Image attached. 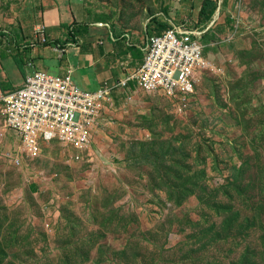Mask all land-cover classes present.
<instances>
[{
	"label": "rangeland",
	"instance_id": "rangeland-1",
	"mask_svg": "<svg viewBox=\"0 0 264 264\" xmlns=\"http://www.w3.org/2000/svg\"><path fill=\"white\" fill-rule=\"evenodd\" d=\"M33 1L0 0V40L12 32L19 48H0V96L20 86L18 19L39 12ZM202 1L88 0L111 28L216 34L203 42L210 68L188 108L114 94L78 161L57 142L30 160L7 131L0 264H264V0H218L207 28Z\"/></svg>",
	"mask_w": 264,
	"mask_h": 264
},
{
	"label": "built area",
	"instance_id": "built-area-1",
	"mask_svg": "<svg viewBox=\"0 0 264 264\" xmlns=\"http://www.w3.org/2000/svg\"><path fill=\"white\" fill-rule=\"evenodd\" d=\"M45 31L44 24L38 25L30 45H47ZM204 33L187 23L171 24L148 38L135 71L96 91L79 89L70 71L54 76L28 62L22 86L0 96V143L10 131L20 139V155L30 160L38 156L42 144L57 142L78 161L91 151L103 129L114 94H126L131 101L132 94L143 92L165 98L176 108H188L195 101L200 76L210 68L204 56ZM14 161L20 164L21 159Z\"/></svg>",
	"mask_w": 264,
	"mask_h": 264
},
{
	"label": "crops",
	"instance_id": "crops-1",
	"mask_svg": "<svg viewBox=\"0 0 264 264\" xmlns=\"http://www.w3.org/2000/svg\"><path fill=\"white\" fill-rule=\"evenodd\" d=\"M87 2L34 0L31 7L34 9L38 5L39 12L34 10L32 17L25 15L18 19L21 22L20 59L23 63L20 86L28 72L26 62L29 61L54 76H64L70 71L73 82L81 90L96 91L112 86L142 63L148 38L165 31L160 25L154 27L153 31L150 27L148 30L147 26L145 30H122L114 26L115 30L109 26L111 19L104 23L97 22L98 15L88 8ZM40 24L46 26L49 42L47 45L36 43L29 47L25 43L35 40L34 31ZM85 28L87 33L77 35ZM28 30L30 37H27ZM7 68L14 72L8 61L2 66L4 73Z\"/></svg>",
	"mask_w": 264,
	"mask_h": 264
},
{
	"label": "trees",
	"instance_id": "trees-1",
	"mask_svg": "<svg viewBox=\"0 0 264 264\" xmlns=\"http://www.w3.org/2000/svg\"><path fill=\"white\" fill-rule=\"evenodd\" d=\"M226 1V0H225ZM220 3H219V1L218 0H203L202 1V5H201V9H200V12H199V18H200V23L204 26V28L210 23V22H212V19H214V17H215V15H216V13H217V11H218V9L220 8ZM111 19V16H109V15H107V14H103V15H98L97 16V18H96V20H97V22H107V21H109ZM73 26V25H72ZM72 26H66V28H68V29H71L72 28ZM8 28H10V29H6V30H13V28L12 27H8ZM169 28V27H168ZM168 28H166V29H168ZM78 28H76V30H77ZM165 28H162V30H166ZM14 30H17V29H15L14 28ZM78 30H80V28L78 29ZM4 32V31H3ZM5 33V32H4ZM77 33V32H76ZM75 33V34H76ZM84 33H87V29L85 28V30H84V32H81V33H77V35H79V34H84ZM161 33V32H160ZM160 33H158V34H160ZM209 32H206L205 34H204V36H203V39H202V42H208V38L209 39H215V40H218V38H217V35L216 34H211V35H209L208 34ZM3 38H4V40L2 39V40H0V48L1 49H3L2 47H4V45H6L7 47L8 46H15L16 48H15V50H16V52H14V54L15 55H17V49H19L18 48V46L16 45V43H17V39H16V37L12 34V32H10V33H5V34H3V35H1ZM75 41V40H74ZM75 43V42H74ZM10 49H8V51L6 50V48L5 49H3V52L1 53V57L2 58H5V57H7V52H9L10 53ZM15 64L17 65V67H18V69L19 70H21L22 71V69H23V66H22V61L21 60H15ZM14 90V89H13ZM12 91V90H11ZM59 144V143H58Z\"/></svg>",
	"mask_w": 264,
	"mask_h": 264
},
{
	"label": "clouds",
	"instance_id": "clouds-1",
	"mask_svg": "<svg viewBox=\"0 0 264 264\" xmlns=\"http://www.w3.org/2000/svg\"><path fill=\"white\" fill-rule=\"evenodd\" d=\"M30 62V61H29ZM26 66H27V63H26Z\"/></svg>",
	"mask_w": 264,
	"mask_h": 264
}]
</instances>
